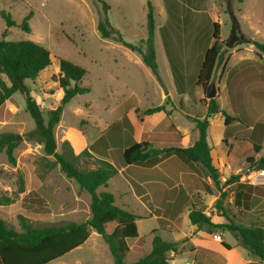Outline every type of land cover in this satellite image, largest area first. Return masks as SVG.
<instances>
[{"label": "rangeland", "instance_id": "rangeland-1", "mask_svg": "<svg viewBox=\"0 0 264 264\" xmlns=\"http://www.w3.org/2000/svg\"><path fill=\"white\" fill-rule=\"evenodd\" d=\"M103 2L110 6L107 16L111 25L119 30L125 41L141 46L145 52V44H141V41L148 38L147 1L103 0ZM151 3L154 7L155 23L159 29L166 19L167 4L165 0H151ZM179 4V17H176L177 13H172L170 9L169 12L174 21L178 20L175 37L179 39L178 45L182 53L181 67L174 59L171 44L165 35L166 29L162 31L166 50L173 64L172 77L162 42L160 43L158 39L156 43L157 76L143 63L141 53L131 51L113 40L101 37L98 24L105 16V9L98 0H0V40L34 41L51 53V66L42 71L35 80L25 81L31 95L40 105L46 122L50 110L60 105L64 95L57 81L58 59L69 60L88 72L82 83L89 86L91 92L78 95L66 104L60 123L54 129L57 152L63 153L65 149L71 148L75 155H80L103 136L113 123L125 117L131 107L138 110L135 117L139 118L143 127L139 141L148 142L159 151L170 145L187 147L192 144L191 138L197 132L194 120L204 119L207 113L209 99L206 94L204 93L199 106L190 107L183 106L178 100L166 101L163 97L166 91L170 92L177 86L173 80L174 77H178L180 70L184 74L183 84L188 94L193 96L198 93L196 74L199 63L203 61L202 59L200 62L197 61V57L201 52L202 43L207 44L208 40L213 38V25L210 23L207 28L206 22L202 24L199 23L200 21L195 22L190 19L191 12L205 10L210 15H219L220 18L223 15L226 24L224 35L229 39L233 19L245 30L251 26L264 30V0H250L246 6L242 7H238L239 3L235 0L219 4L217 0H192L189 3L182 1ZM217 4L221 6V12ZM215 9L219 11L218 15ZM236 9L243 11L237 16L231 14V11ZM224 11H228L227 14H224ZM31 12L32 16L28 22L31 32L27 33L21 25ZM6 16H10L16 25L8 27ZM203 17L205 18L206 15ZM4 32H6L5 36ZM247 33H250V30ZM258 39L263 42L262 38L258 37ZM223 43L222 53L224 54L235 51L240 46L229 49ZM247 48L253 49L251 45ZM173 94L175 95L174 92ZM219 104L222 109H227L226 96H220ZM161 105L166 106L171 113L170 116L160 112L150 116L143 115L146 110ZM164 115L166 118L162 119ZM171 124L177 127L178 131L187 134L184 135L182 142L170 144L162 137L164 133L172 132L169 128ZM35 128V121L26 111L23 95L16 93L0 110V135L13 133L25 136ZM212 129L213 132H217L220 129V123L217 122ZM246 152L250 151L242 146L236 152L235 162L226 163L224 172H220L221 184L218 188L211 180L215 193L206 198V203L199 195H196L195 189L186 186L183 175L177 172L180 166L188 169L182 160L180 165L166 167V170H173L169 175L170 180L175 184L173 187L169 186L172 185L169 179H164L169 185L153 179L152 174L162 169L154 170L150 174L145 169L147 167L133 166L130 170L122 172L123 176L116 175L111 178L108 190L101 187L98 192L112 193L118 207L138 216H145L137 224L145 247L152 245L151 238L154 230H159V235L165 241L185 240L190 230L185 214L187 208L194 203L199 204V208H203L202 210L214 224L227 225L229 221H232L235 225H263L264 214L258 215L257 213L263 212H258L256 207L264 201V179L259 178L260 171H251L249 165L243 160L242 156ZM109 154V161L121 169L119 167L120 152L112 149ZM248 154L246 153L247 156ZM214 155L216 158L223 157L222 154L219 155L218 149L214 151ZM261 155L260 152L255 157L259 159ZM14 156L16 163L12 164L5 149L0 153V197L10 199L9 204L0 206V217L8 227L21 231V217L34 227L60 225L71 221L82 223L90 217V194L81 190L74 179L67 178L59 165L47 169L43 146L35 139L26 140L24 138L14 150ZM48 159L54 160L52 157ZM100 165L102 163L94 155L82 157L79 167L82 170H91ZM198 167L200 178L209 180L203 166L198 164ZM218 169L220 171L222 168ZM246 171L249 172L245 174ZM144 172L147 175L145 180H149L146 187L151 204L162 208L165 218L169 220V226L163 225L167 228L166 231H161L159 221L150 217L153 214L152 210L134 192V189L137 190L136 185L141 186L134 181L143 177L144 175L140 173ZM236 173L241 175L240 179L234 180L228 186L224 185L226 180L237 176ZM21 186H23V192H21ZM142 188L145 190L144 187ZM204 188L206 187L202 185L203 191ZM222 194L224 198L220 206H217V200ZM237 194H240V204L236 201ZM170 201L176 202L174 209L168 204ZM244 203H248V208L254 212H247L243 207ZM177 213H181V221H177ZM205 229L213 230L208 226ZM218 232L223 242L225 238L230 242L231 249L238 245L236 240L240 245V238L236 232L226 231L225 228H218ZM224 232H226L225 238L222 235ZM235 249L242 251L238 247ZM237 254L233 251H226L225 255L220 257L222 260L230 261L234 260ZM108 259L113 261L108 245L100 235L91 231V236L85 244L50 264H110ZM131 260H134V257L128 258L129 262Z\"/></svg>", "mask_w": 264, "mask_h": 264}, {"label": "trees", "instance_id": "trees-1", "mask_svg": "<svg viewBox=\"0 0 264 264\" xmlns=\"http://www.w3.org/2000/svg\"><path fill=\"white\" fill-rule=\"evenodd\" d=\"M146 1L148 7V38L141 41V44H145V52L141 46L125 41L119 30L111 25L107 16V10L110 9V6L104 3L103 0H98L105 9V16L100 19L98 24V31L103 39L113 40L131 51L141 53L143 63L158 76V63L154 46V7L151 0ZM217 1L226 2L228 0ZM235 1L242 3L245 0ZM165 3L167 4V10H169V0H165ZM31 16L32 12L21 25L22 29L27 33L31 32L28 24ZM6 19L8 27L16 25L10 16H6ZM3 35L5 36L6 32ZM213 40V45L205 53L196 83L197 87L201 88L205 94L212 85L213 73L222 59V42H220V25L218 23L213 24ZM247 42L252 43V41ZM253 44L259 54L261 56L264 55V43L253 42ZM51 64L50 51L34 41L0 40V110L13 95L21 93L26 102V111L36 124L35 130L25 136L13 133L1 134L0 153L5 149L9 161L15 164L14 150L24 138L26 140L35 139L43 146L47 169H52L59 165L67 178L74 179L81 190L90 194V217L82 223L71 221L44 227H34L21 217V231L8 227L0 217V264H50L85 244L91 236L92 230L100 235L108 245L114 264H128L125 261V257L130 251V243L139 239L136 222L141 218L118 207L115 196L112 193L107 191L98 192L101 187L107 188L108 182L119 172V168L109 161L110 150L113 149L120 152L119 167L141 166L152 168L164 160L176 156L187 165L188 169L200 176L198 164H201L206 170L208 177L218 188L221 184L219 181L220 171L214 164L211 155V148L208 144V128L210 120L217 114H221L224 117L226 126H229L235 119L221 110L218 98L210 99L207 102V113L204 119L196 118L194 120L197 138L192 146L170 145L161 149L158 156H152L151 151L154 148L150 143L139 141V137L142 135V125L139 118L135 117L138 114V110H131L125 117L113 123L103 136L80 155H75L71 148L59 153L57 152L54 129L60 123L64 106L74 97L91 92V88L82 83L88 73L86 69L69 60L58 59L59 75L57 81L64 95L60 105L56 109L50 110L49 118L46 122L40 105L31 95V91L25 81L35 80ZM174 78L179 93H182L184 75L179 74L177 78ZM261 82L258 87L264 91V78H262ZM260 95L263 97L260 93L256 94L257 97H260ZM159 112H164L166 116L171 115L165 105L148 109L143 115L150 116ZM252 122L254 121L251 120V122L248 121L246 123L241 120V123L246 126H250ZM169 128L172 132L162 135L165 141L171 143L182 142L184 139L182 133L173 124ZM131 133L132 136H130ZM224 143H226V139ZM262 149L261 145L253 144L252 155L246 157V163L251 171L264 170V155L259 159L255 157ZM94 155L97 156L102 165L91 170L80 169L81 158ZM48 157H52L54 160L51 161ZM240 177V174L233 176L226 180L224 185L228 186L234 180H239ZM203 183L206 190L210 192V187L205 182ZM136 187L142 201L149 203V197L145 190L139 185H136ZM21 192H23V186H21ZM223 198L222 194L217 200V206H220ZM236 201L240 204V194H237ZM9 202V198L0 197V206L7 205ZM202 209L196 207L191 209L189 220L193 226L198 230L208 226L211 229L225 228L226 231L236 232L240 238L241 245L264 261V224L243 226L235 225L232 221H229L227 225H218L214 224ZM256 210L264 213V201L256 207ZM152 234L151 252L131 264H171L168 253L171 251L176 253L179 243L164 241L160 235L156 234V231H153ZM223 245L226 249L231 250L229 245Z\"/></svg>", "mask_w": 264, "mask_h": 264}, {"label": "crops", "instance_id": "crops-1", "mask_svg": "<svg viewBox=\"0 0 264 264\" xmlns=\"http://www.w3.org/2000/svg\"><path fill=\"white\" fill-rule=\"evenodd\" d=\"M182 1H187L189 3L192 0H170L169 1L170 11H172V13H177L176 17L180 16V10L178 11V7L180 5L179 2H182ZM249 1L250 0H245L242 3L238 2L239 3L238 7L246 6V4ZM219 3H223V2H218V4ZM218 6H219L218 10L220 11L221 6L220 5ZM198 9H201V8H198ZM215 10L217 12L216 15H218L219 11L217 9ZM242 11L236 9L233 12L231 11V14L237 16V15H240ZM227 12L228 11H224V14H227ZM165 13H166V19L164 20L163 24L160 25L159 29H157V26L155 23L154 46H155L156 59H157V54H158V51L156 48L157 39L160 41V43L162 42L165 56L168 60L169 68L171 70V74L173 77V64H171V60L169 58L170 56L167 53L162 31L163 29L164 30L166 29L165 35L171 44V48L174 53V59L176 60V64L181 67L183 64L182 53L180 52L181 50L178 45L179 39L175 37V33H176L175 30L177 29L176 22L178 20L174 21V18L171 17L170 12L169 10H167V8H165ZM204 15H206L205 18L203 17ZM247 15L249 18V13ZM200 18L202 19L200 20ZM190 19L195 20V22L200 21L199 23L201 24L206 22L207 28L210 23H212V25L214 23H218L220 25V42L225 43L226 40L228 39L224 35L226 24L224 22L223 15L220 18L219 15L218 16H215L213 14L210 15L205 10H201V11L197 10V11L191 12ZM239 29L241 31V34L245 38V40L252 41V43L246 42V43L241 44L238 47V49L235 51H231L226 54L222 53V59L217 64L215 71L213 73V77H212V84H215L216 89H217L216 98H218V102H219L221 95L226 96L227 109H222L220 106L221 110L226 112L229 116L235 119V121L232 122L229 126L225 125V119L221 114L215 115L210 120V125L208 128V144H209V147L211 148V155L213 157L214 164L216 165L217 168L219 167L222 168L220 172H224L226 163H228L229 161L235 162V160L237 159L236 152L239 148L241 149L242 146H244V148H247L248 151H250V152H246V153H249L248 155H250L251 153H253L252 152L253 144L261 145L263 147V149L261 150V153H262L261 157L264 155V142H263L264 141V91L260 90L258 87V85L262 83L261 82L262 78H264V55L261 56L253 44V42L264 43V30L256 28L255 26L254 27L251 26L245 30L241 27L240 23H239ZM249 30H250V33H247ZM212 37H213V31H212ZM258 37H260V39L262 38L263 42H261L258 39ZM213 43H214L213 38L209 39L207 44L202 43L201 52L198 54L197 61L200 62L201 59L202 61L204 60L206 51L213 45ZM248 45H251L253 49L249 50L247 48ZM173 49L175 50V52ZM201 63L203 62L199 63V68L197 69V74H196L197 76L202 66ZM186 64H187V61H186ZM195 65L197 64L195 63ZM178 73L180 75L183 74L181 70L178 71ZM173 81L175 82V78ZM164 88L167 89L166 86ZM182 91H183L182 93H179L177 86H175L174 89H172V91L170 92L166 91L163 94V97L165 98L166 101L171 100L172 102H175V100H178L179 103L181 102L183 106L185 107H190L192 105L193 106L200 105V101L204 95V92L201 88L198 87V93L193 96L188 94L187 88L185 87L182 88ZM173 92L175 93V95L173 94ZM259 93L262 94L263 97L261 95L260 97H257L256 94H259ZM231 94H232V98H231ZM131 109L136 110V108L131 107L129 111H131ZM160 113H164V112H160ZM165 118L166 116L164 115L162 119H165ZM241 120H244L246 123L248 121L251 122V120H253L254 122H252L250 126H246L241 123ZM217 122L220 123V129L217 132H213L212 128L215 126ZM194 124H195V121H194ZM142 130H143V127H142ZM182 135L186 136L187 134L182 133ZM196 138H197V132H196V135L194 134L193 137L191 138L192 144L190 146L194 144ZM225 139H226V143H224ZM169 143L172 144L171 142ZM216 149H218L219 155L222 154L223 156L222 158L215 157L214 151ZM246 153L243 154L242 156L243 160L245 161L247 157ZM180 162L182 163V161L178 157L172 156L164 160L160 164L156 165L155 167L145 168V169L149 171L150 174H152L153 173L152 171L154 170L162 169L160 172L152 174L154 175L153 179H156V181L162 182L167 185L169 184L164 179H169V181H171L170 184H172L169 186L173 187L175 184H173V181L170 180L169 178V175L173 170H166V167L168 165L170 166L173 165L175 167L177 165H180L179 164ZM131 167H128V168L121 167L117 175L123 176L122 172H125L126 170H130ZM177 172H180V174L183 175L186 186H188L189 188L195 189L196 195H199L203 202L206 203L205 201L206 198L213 195V193H215L213 189L214 187L212 186L211 179L209 177H208L209 180H203L195 172H192L190 169H185L184 167H181V166L178 167ZM140 174H143L144 176L137 178V180L135 179L134 183L136 182L137 184H140L142 187L145 188L146 193L149 197V201H148L149 203H144L140 195L137 193V190L134 189L133 185H132V188L134 189L136 196L147 207H149L152 210L153 214H151L150 217H154L156 218V220L159 221L161 231H166L167 228L163 227V225L165 224L169 226V220L165 218V212L162 208L153 206L151 204L150 195L148 194V189L146 187L149 180H145V177L147 176L145 172L140 173ZM153 179H150V180H153ZM203 182H205L210 187V192H208L206 188H204V191L201 189L202 185H204ZM106 190H108V187L106 188ZM168 204L171 205L174 209L176 202L170 201L168 202ZM247 205L248 203L243 204V207L245 208V210H247V212H254V211H250L251 208H248ZM193 207L199 208V204L194 203V204H191V206L187 208L185 216L188 220L190 230L187 236L185 237V240L181 242H170V243H179V245L177 246L176 253L172 251L168 253V257L169 259H171V264H264V261H262L258 256L254 255L248 249L244 248L241 245V242L239 245V241L237 240L236 242L238 245H236V247L242 249V251H238L237 249H235L236 247L231 250L226 249L223 244H227L231 247L230 242L225 238L226 232L222 234L225 238L224 242H218L214 239V236L219 233L218 229L206 230L204 228L202 230H198L195 226H193L189 220V214ZM257 214L261 215L264 213H257ZM138 217L140 218L142 217L141 219H144L145 216L144 217L138 216ZM176 218H177V221H181L182 220L181 213H177ZM139 220H137L136 224H138ZM154 231H156V234L159 235V230H154ZM152 240H153V236L151 238V244H152ZM151 250H152V245L150 247L149 246L145 247L142 242L141 236L139 234V239L130 243V251L127 253L125 257V261L128 264L137 262L141 258L148 255L151 252ZM226 251L227 252L233 251L234 253H238V254L234 260H230V261L224 260V259L222 260L220 256L225 255ZM130 257H134V260H131L129 262L128 258ZM112 260L113 261H110L108 259L107 261L110 264L111 262L112 264H114L113 256H112Z\"/></svg>", "mask_w": 264, "mask_h": 264}, {"label": "water", "instance_id": "water-1", "mask_svg": "<svg viewBox=\"0 0 264 264\" xmlns=\"http://www.w3.org/2000/svg\"><path fill=\"white\" fill-rule=\"evenodd\" d=\"M247 41L245 40V38L243 37V35L241 34V31L239 29L238 24L236 23L235 19H233V27H232V31H231V36L229 37V39L225 42V46L229 49H233L238 45H241L243 43H246ZM206 96L207 98L210 99H214L217 96V89L215 84H212L210 86V88L207 90L206 92ZM160 154V151L158 149H154L151 151V155L152 156H158ZM249 171H246V173H248Z\"/></svg>", "mask_w": 264, "mask_h": 264}, {"label": "built area", "instance_id": "built-area-1", "mask_svg": "<svg viewBox=\"0 0 264 264\" xmlns=\"http://www.w3.org/2000/svg\"><path fill=\"white\" fill-rule=\"evenodd\" d=\"M259 178H262L264 179V170L263 171H260V175H259ZM214 239L218 242H223V239H222V236L221 234H217L214 236Z\"/></svg>", "mask_w": 264, "mask_h": 264}]
</instances>
